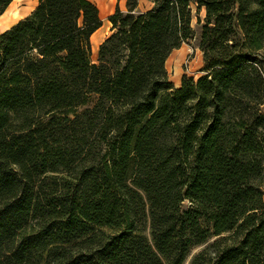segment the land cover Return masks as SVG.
Returning <instances> with one entry per match:
<instances>
[{"label":"trees","instance_id":"1","mask_svg":"<svg viewBox=\"0 0 264 264\" xmlns=\"http://www.w3.org/2000/svg\"><path fill=\"white\" fill-rule=\"evenodd\" d=\"M148 1L109 16L98 63L91 0H38L0 34V264L200 247L190 264H264V0ZM194 6L204 64L177 87L166 62Z\"/></svg>","mask_w":264,"mask_h":264},{"label":"rangeland","instance_id":"2","mask_svg":"<svg viewBox=\"0 0 264 264\" xmlns=\"http://www.w3.org/2000/svg\"><path fill=\"white\" fill-rule=\"evenodd\" d=\"M38 5V0H14L10 13H15L18 18L25 17L28 13L36 8ZM146 4L139 7V12L148 11ZM205 12H198L194 6V16H193V28L195 29V37L185 42L179 49L174 50L167 59L166 67L169 73V78L173 82L183 74H188L190 76H195L198 78L201 75V69L204 64L203 52L199 47L201 30L204 24ZM109 23L108 20H103V24ZM112 29V28H111ZM110 35L112 34L109 30ZM98 51L95 53L92 50L91 59L93 63H98ZM227 235V234H225ZM214 239L211 240V242ZM201 251V247L193 250L189 256L186 264H190L192 258Z\"/></svg>","mask_w":264,"mask_h":264},{"label":"crops","instance_id":"3","mask_svg":"<svg viewBox=\"0 0 264 264\" xmlns=\"http://www.w3.org/2000/svg\"><path fill=\"white\" fill-rule=\"evenodd\" d=\"M14 1V0H13ZM13 1L11 2V4L9 5L8 9L5 11L4 14H2L0 16V34L11 29L16 23H18L20 20L26 18L27 16H29L31 14L28 13L25 17L18 18L16 16L15 13H10V8L11 5L13 3ZM93 2H95L99 9H100V16L103 20H108L109 21V16L111 14H113L117 7H119L123 12H126L128 10L127 7V3L128 0H91ZM146 4L148 7V10H150L152 8V3L148 0H139V7H141V5ZM204 12V10L202 11ZM110 24L105 23L103 24L93 35H92V48L94 49H99L100 45L104 42V40L110 35V32H108L109 30L111 31V33L113 32L112 28V23L109 21ZM104 28V29H103ZM101 29H103L97 36V40L96 43L93 42V36L96 35ZM184 75V74H183ZM182 75V77H183ZM182 77L177 78L176 80L173 81V83L175 84V86L179 87L181 85V80Z\"/></svg>","mask_w":264,"mask_h":264},{"label":"bare ground","instance_id":"4","mask_svg":"<svg viewBox=\"0 0 264 264\" xmlns=\"http://www.w3.org/2000/svg\"><path fill=\"white\" fill-rule=\"evenodd\" d=\"M104 29V28H103ZM103 29H101L96 35H94L93 36V42H95L96 43V40H97V36H98V34L103 30ZM94 50V49H93ZM95 53L97 52V49H95V51H94Z\"/></svg>","mask_w":264,"mask_h":264}]
</instances>
